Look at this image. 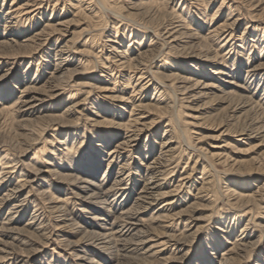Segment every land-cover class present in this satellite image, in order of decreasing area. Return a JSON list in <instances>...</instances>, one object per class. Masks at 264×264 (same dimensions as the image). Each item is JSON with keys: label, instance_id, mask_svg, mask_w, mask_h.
Returning <instances> with one entry per match:
<instances>
[{"label": "bare ground", "instance_id": "6f19581e", "mask_svg": "<svg viewBox=\"0 0 264 264\" xmlns=\"http://www.w3.org/2000/svg\"><path fill=\"white\" fill-rule=\"evenodd\" d=\"M209 1L69 0V7L74 9L68 10L71 18L59 12L45 18L41 24L35 19L19 42L9 36L15 24L20 19L28 21L43 15L51 0H12L6 10H0V20L4 22L0 44H32L31 51L46 54L51 50L50 46L57 45L53 56L43 64L46 68L42 83H32L24 78L18 82L20 85L15 91H4L1 99L13 95V104L20 116L35 118L42 116L44 109L53 107L56 99L76 97L64 108L60 115L62 119L50 118L47 123L53 132L58 128L65 130L64 138H57L58 145L51 152L58 151L65 158L73 149L70 139L77 135L71 127L79 123L81 115H86L84 111L93 117L86 118L89 126L102 128L92 129L91 137L96 142L89 145L87 152H81V157L76 155L79 160L73 165L45 160L46 165L37 164V167L28 169L26 163L13 160L7 153L0 156V214L4 209L8 210L1 227L3 234H9L24 244L41 238L43 243H39L42 245L56 241L59 236L64 239L68 233L79 232L80 237L72 244L75 249H80L76 264H100L85 255L89 246L114 259L113 264H120L126 257L131 264H140V261L150 264L146 263V256L160 255L167 247L186 249L188 239L185 236L193 234L203 221L202 212L206 205L194 200L186 204L187 198L179 195L187 183L189 188L200 180L199 192L194 197L208 202L211 198L205 184L211 179L214 165H222L227 173L247 171L250 177L263 172L264 159L253 162V158L244 159L241 155L255 152L264 143V83L261 84L264 77V33L258 37V31L264 32V21L261 22L263 25L254 27L249 24L252 21L249 18L241 34H237L242 14L234 9L240 4L223 5L221 0L218 11L226 8L223 20H219V15L218 19L212 16L211 22H206L204 10ZM242 1L247 2L257 16L264 17V0ZM104 11L113 21L107 30L102 21ZM76 16H82L84 20L80 27L76 26ZM146 33H151L147 42L143 40ZM76 34H83L84 41L77 44L74 40ZM126 39L128 43L124 48ZM3 55L0 64L6 62L4 58L9 59L7 55L11 56L7 52ZM7 72L0 75V81ZM66 75L68 81H62ZM117 77L121 79L116 80ZM206 99H213L214 104L208 106ZM106 100L113 102L106 103ZM182 105L189 111L179 118ZM218 111L223 112L225 119L220 118L221 124L217 125V129L222 130L216 136L202 134L209 118L218 115ZM162 117H167V122L158 141L156 124ZM175 128L177 134L173 135ZM142 135L146 137L145 146L138 150ZM205 137L211 138L207 151L200 144ZM149 139L157 145L156 150ZM26 142L35 143L33 138L26 139ZM233 142L246 147L234 146ZM136 147L135 153L141 151L145 158L149 157V160L140 158L137 161L139 171L128 166L129 152ZM182 148L198 151L205 159L200 164L199 175L195 172L191 178L188 175L173 178L175 154ZM88 152L91 154L89 162H93L91 166L85 164L90 168L89 175H93L92 169L101 161H106L102 179L111 177L112 180L105 188L103 182L80 175L84 171L81 170L84 166L82 154ZM102 153L103 157L100 156ZM21 155L24 156L25 152ZM247 163L251 166L246 167ZM113 167L116 171L112 176ZM251 180L229 178L223 182L222 194L235 208L232 215L229 213L215 219L214 229L228 233L251 209L242 208V204L259 206L260 199L264 200V179L258 176ZM25 187L48 203L47 216L42 213L44 207L40 209L42 202H36L33 203L34 213L22 222L19 217L24 216L30 200L27 198L29 192L22 198L19 196ZM50 189L58 195H52ZM109 194L112 198L108 201ZM160 199L163 200L157 205ZM69 201L81 206L83 225L72 218L67 206ZM182 204L184 206L180 207ZM104 207L111 218L102 213ZM259 207L264 209V206ZM50 220H53L52 224ZM15 221L22 224L17 226ZM250 222L251 216L240 233L226 241L227 246L220 254L210 251L207 264H242L256 242L252 240L255 230L249 226ZM256 222L259 234L264 233V216ZM178 223L182 224V229L187 227L183 236H174V232L173 235H161V231H156L163 225L176 226ZM48 226H52V232ZM6 244L1 241L0 251L4 253L3 257L9 258L13 250L10 251ZM133 250L141 254L140 257L129 256ZM259 252L263 254L256 256L264 260V245ZM184 253L171 261L182 264L187 258ZM168 260L154 264H166Z\"/></svg>", "mask_w": 264, "mask_h": 264}, {"label": "rangeland", "instance_id": "374dc122", "mask_svg": "<svg viewBox=\"0 0 264 264\" xmlns=\"http://www.w3.org/2000/svg\"><path fill=\"white\" fill-rule=\"evenodd\" d=\"M19 1L24 2L25 0H14V2H19ZM68 1L69 0H51V2H49V4L46 6V11H45V13H43V15H40V16L37 15L34 18L32 17L30 20L28 19V21L26 19H22V20L20 19V21H18L15 24L16 28L14 26V31L9 36L14 38L13 40H16L19 42L20 38H22L25 35V31L28 30V27L30 26L29 24H31L33 22V20L36 19L41 24L44 22V20H46L45 18H49L50 16L58 14L59 12L60 13L63 12V14L61 13L62 16H67L68 18H71L70 13H68V10L72 11L74 9L69 7ZM223 1H224L223 5L224 4L227 5V3L228 4L231 3L233 5L237 4V3L240 4V5H238L237 8L234 9V12H238L239 14H242V15H240L242 23H240V25L237 28V31H236V33L238 32L237 34H241V31L244 28V26L247 23L249 18L252 19V21H250L249 24H254V27L257 26L256 24L263 25L261 22L264 21V19H263L264 17L263 16L259 17L260 15L257 16L255 14V10H253L247 4V2L242 1V0H223ZM11 2H12V0H0V10H6V8L10 5ZM54 2L56 4L51 5ZM220 3H221V0H210L207 3L206 8L204 10L206 22H211L209 20L212 16H215V18L218 19L220 17L219 15H221L219 20H223L225 13H226V8L222 7L220 9V11H218ZM202 5L205 6L204 3ZM79 17H81V18H79ZM75 18L77 19V23H76L77 25L76 26L80 27L79 24L81 25V23L84 21L82 19V16H76ZM102 21H103L104 27H106L105 30H107L111 26V24L113 23L112 19L110 18L109 13L105 12V11H104V13H102ZM3 23H4L3 19L0 20V31H2L4 29ZM29 28H31V27H29ZM77 29H79V28H77ZM262 30L264 31V25H263ZM203 32H205V29ZM263 33L264 32L261 33V31H258V37H260V35ZM149 36H151V33H146V38H143V40L145 41V39H146V42H147L149 39ZM84 37L85 36L83 34H76L74 36V40L78 44V43H81L84 41ZM127 43H128V40L127 39L124 40V44H123L124 48H126ZM50 47H51V50H47V54H46V53H43L42 51H38L35 53H34V51H31L33 48L32 44H28V45L26 44V46H24V45L20 46V45H18V43H10V44H3V45L0 44V54H1L0 58H3L5 56L3 54L6 52L8 54H11V56L7 55L9 57V59L4 58V59H6L5 63L0 64V75L8 70V72L5 74V76L0 81V156H2L4 153H7L8 154L7 156L10 158H13V160H18V162H20V163H22V161H23V163H26L27 164L26 167H28V169L31 166L37 167L39 164L46 165V163L43 162L45 160L53 161L56 163H62L64 165H73L74 162L76 163V161L79 160V158L76 157V155L81 157V152H83V153L87 152V148L89 147V145L91 143L93 144L94 142H96L94 140V138L91 137L92 136V132H91L92 129H95V128H96V130L102 129L101 127L89 126V121L87 119L92 117V115H91V113L88 112V114H87V111H84V113H86V115H84L82 113L83 116L82 115L80 116L81 119L79 120V123L74 125L73 128L71 127V129H73L77 133V135H75V138L73 140L70 139L71 142L73 141L72 142L73 143L72 144L73 149H70V151H69L70 155L66 156V158H65V156L62 153H58V151L54 152V154L51 153L52 149L58 145L57 144V138L58 139L64 138L65 130H62V129L59 130V128H58V130L53 132V131H51V129H49L50 126L47 123H48V120L50 118L62 119V117L60 115L63 113L64 108L69 103H71L76 97L75 98H69L70 100L69 99L65 100V98H63V97L61 98V100L56 99V103L53 104V107H51L49 109H44V111H42V113H41L42 116L35 117V118H34V116H31V117L30 116L29 117L20 116L18 111H16L17 106H15L13 104V101H14L13 95H10V97H8V99H6V98H4V100L1 99V96L4 97V91H6L7 89L8 90L13 89L15 91L17 89V87H19V85H20L18 82L20 80H23L24 78L26 80H28V79L32 80V83H33V81H34V83H42L44 81V76H45L44 72H45L46 65H43V64L46 63L45 60H47L53 56V54L55 53L54 49H55V47H57V45H53ZM41 52H42V54H40ZM257 52H258V50L255 51V53H257ZM23 55H24V57H22ZM25 55H27V57ZM4 59H3V61H4ZM0 61H2V60L0 59ZM120 79H121L120 77L116 78V80H120ZM61 80L62 81H65V80L68 81L67 75L65 77H62ZM262 83H264V77L261 79V84ZM16 93H17V91H16ZM150 93H151V91H150ZM109 102L111 103L113 101L108 100L106 103H109ZM206 104L208 106H211L214 104V100L213 99H206ZM184 107L185 106L182 105V108H180V110L178 112L179 118H182V116L184 117L185 116L184 112L186 113V111H189L187 109V107H185V108ZM216 114H218V115H215V116L209 118V120H208L209 122L206 124L207 128H204V130H202V132H203L202 134L210 135V136H216L222 130V129H217V127H218L217 125L220 123L221 119L222 120L224 119L223 112L218 111V113H216ZM76 115H77V113H76ZM24 118L29 119L30 122L28 120H25ZM72 120H74V118H72ZM173 120H170V121L172 122ZM18 122L21 126H19ZM166 122H167V117H162L158 121V123L156 124V127L159 129V132L156 133V136H158V141H159V138H161L160 134L162 133V130L164 128V124ZM21 127L24 129H21ZM30 127H33V128H30ZM44 127H46V128H44ZM215 128H216V130H215ZM66 130H69V128H66ZM175 130H176V128L174 129V133L172 131L173 135L177 134L176 133L177 131H175ZM48 132L51 133L52 136H50ZM76 136H78V137H76ZM54 137H55V139H54ZM29 138H33L35 143L30 144L29 142H26V139L28 140ZM144 140L146 141V137H145V135H142V137H140V140L138 141V150L139 149L142 150L143 147L145 146ZM149 140H150L149 142L152 143L153 147L155 146L154 150H156L157 145L155 143H153V141L151 139H149ZM262 141L264 142V139ZM200 142H201L200 144L203 145L202 146L203 150L205 149L207 151L209 149L208 144H210L211 138L205 137V138L201 139ZM232 144L234 146H237V147H246V146L240 145L239 143H236V142H233ZM134 149H137V147L131 148V152H129L130 153L129 156H130L131 160L129 159V165L128 166H129V168L137 169V161H139L140 158L144 159L145 157L143 154L144 152L141 153V151H140V152L135 153ZM258 149L255 152H252L250 154L247 153L248 155L242 154L241 156L244 159L253 158L252 159L253 162L256 160L257 161L263 160L264 159V143L262 145H260V147ZM187 150L189 151L190 149H187ZM187 150L182 148L181 151H179L177 154H175L176 155L175 156V159H176L175 164L176 165L173 168V170H175L173 178L174 177L176 179L178 177L182 178L186 175H188L187 176L188 178H191L192 176L195 175V172H196V175H199V174H197V172H199V170H201L200 169L201 165L204 163L205 159L200 156V153L198 151L187 152ZM22 152H25L24 156L21 155ZM188 153H189V155H188ZM101 155L103 157V153L100 154V156ZM140 155H142V156H140ZM82 156H83V163L82 164H84V166L81 167V170H84V171H82V173H80V175H82L83 177H88L89 179H92L93 181L103 182L102 187H104V188L108 184H110L109 182H111V180H112L111 177L108 180L102 179L103 171L106 168L105 167L106 161H101L99 166L92 169L93 175H89V172H90L89 166H91L93 163V162H89V160L91 158V154H89V152H88V154H82ZM86 156H88V158H85ZM104 157L108 158L105 154H104ZM145 159L149 160V157H147ZM146 160H144V161H146ZM85 164H89V166L85 165ZM247 164L248 165L246 167L251 166V164H249V163H247ZM213 168H214V170H212L210 172L211 179L207 184H205V186H206L205 190L208 191V194L211 198V201L208 200V202H205V201H202L200 199L198 200L194 197L199 192V187H200L199 181L200 180H197L196 181L197 183H194V185H192L189 188L187 187V185L189 183H187L186 187H183V189L181 190V193L179 194V195H182L184 198L185 197L187 198L186 202H185L186 204L188 203V201L190 202L191 200H194L196 202L201 201L203 204L206 205L205 209L202 212V215L204 214L203 215L204 216L203 221H201L196 226L195 230L193 231V234H191L190 236H185L188 239V242H187L188 246L186 247V249H183L181 251V250L177 249L176 247H174V248L173 247H170V248L167 247L166 249H164V251L160 255L156 256V254L155 255L153 254L151 256H146L147 257L146 263H150V264L153 263L154 264L155 262H159L160 260L162 261L164 259L167 261L169 259L168 262H166V264H180L179 262H177V260L171 261V259L176 258L177 256L181 255V253L183 254L185 252L184 256H186L187 258L184 260V262H182V264H207L208 261L210 260L209 258H211V255H209V252L214 251V254L216 253L215 255L220 254L222 252L223 248H225V246H227L226 241L232 240L234 237H236L240 233L241 227L243 225H245L246 219H248L250 216H251L252 223L250 222L249 226L255 230L254 236L252 237V240L254 239V240H256V242L250 248L249 254H248V256L247 255L245 256V259L243 260L242 264H255V263L262 264L263 263V261H264L263 258L261 260V257L256 256V254L259 256H261L263 254V252L261 253L259 251H261V247L264 245V233L259 234V232H258L259 228H258L257 222H256V221H258V219H261V217L264 216V209L262 207H259V206H264V200L263 199H260L259 206H257V205L252 206L251 204L250 205L249 204L248 205L242 204L241 205V206H243L242 208L251 207V209L247 211L249 213L243 214V217L240 219L239 222H237L234 229L230 230L228 233L221 232L220 230L214 229L212 226L214 225L213 222H215V219H219L221 215H225V214L229 215V213H230V215H232L231 212H233V209L235 208L232 205H229L230 203L227 201V196L222 194V190L224 188L223 182L229 178H234V179L237 178L238 181H245V180L252 181L251 179H255L256 177L260 176L262 179H264V170L260 175L255 176V174H256L255 173L250 177V176H248V174H250V173H248L247 171L243 172V173H233V172L227 173L225 171L224 167L220 164L214 165ZM137 170L139 171V169H137ZM112 171H113V173L110 175L113 176L114 172L116 171V167H113ZM87 175H89V176H87ZM135 177H137V176H134V178ZM246 178H248V179H246ZM236 188H238V187H236ZM197 189H198V191H197ZM28 192L30 193V195L27 198H29L30 200L26 204L25 214L23 217L22 216L19 217L22 220V222L25 221L26 219H28V217H30V215H32L34 213L33 203H36V202H39V203L42 202V203H40L41 204L40 206H42L40 209H42L44 207L43 208L44 211H42V213H43V215L47 216L48 208H46V207H47L48 203H46V201L44 199L42 200V196L35 195V193H33V191H31L29 187H25L22 189V191L19 194L20 198L24 197ZM50 193L51 194L53 193L52 195H54V196L58 195V193L54 192L52 189H50ZM110 198H112L111 194H109L107 196L108 201L111 200ZM165 199H167V197ZM224 199H226V200H224ZM161 200H163V199H160L159 202H157L156 204L158 205L161 202ZM209 201H210V203H209ZM184 204L180 205V207H183ZM157 205H155V206H157ZM67 206L71 211L72 218L73 219L75 218L74 221L77 224L80 223L83 225L84 216H83V213L79 210L81 208V206H79L78 204H76L72 201H69L67 203ZM241 206L239 208L238 207H236V208L241 209ZM105 208H107V207H104V209H102V213H106V215L109 218H111L112 216H110V214L108 213L109 211L105 210ZM7 212H8V210L6 208L0 214V240L2 242H4V241L7 242L6 246L9 247L10 251L13 250V252H11V254L9 255V258L11 257L9 259V258L3 257L4 253L0 251V264H76V261H77L76 256L78 253H80V251H79L80 249H75L72 244H73V242H75L80 237L81 233H79V232L68 233L64 236V239L60 236L57 238L54 237V238H56V241L53 240L52 243L42 244V245L40 244V243H43L42 239L38 238L37 240H35V242L26 243L27 244L26 245L22 242H19V240H17V239L11 238V236H8L9 234H3V231H2L3 230L2 228L4 225L3 221H4V217L7 215ZM246 214H247V216H246ZM244 215L246 217H244ZM79 218H80V220H79ZM22 222L21 221H18V222L15 221L14 224L17 226H20L22 224ZM50 223L52 224L53 220H50ZM174 225L175 224H173V225L166 224V225H163V227H158L156 229V231H158V230H159V232L161 231V235L162 234H168V233L173 235V232H174V236H180V234L183 236L187 233L185 231V229L187 227L186 228L183 227L185 229H182V224L178 223V225H176V226H174ZM47 229L51 230L52 226H50V227L48 226ZM52 231L53 230H51V232ZM1 241H0V243H1ZM215 241H216V243H215ZM37 242L38 243L40 242L39 243L40 245ZM211 248H213V249L211 250ZM84 253H85V255L88 254L87 255L88 257L94 258L97 261H99L100 264H108V263L113 264V263H115L114 259H110V257H107L105 254L93 249V247H91V246H89ZM139 255H141V254H138L137 251H135V250H133L129 253V256H132V257L133 256L134 257H140ZM2 259H3V261H2ZM138 263L144 264L142 261H140ZM120 264H131V263H130L129 258L126 257L125 259H122V262Z\"/></svg>", "mask_w": 264, "mask_h": 264}]
</instances>
